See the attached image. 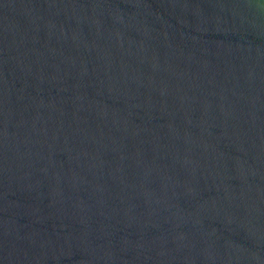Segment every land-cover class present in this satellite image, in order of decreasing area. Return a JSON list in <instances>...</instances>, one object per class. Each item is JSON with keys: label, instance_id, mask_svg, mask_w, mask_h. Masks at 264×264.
I'll list each match as a JSON object with an SVG mask.
<instances>
[{"label": "water", "instance_id": "obj_1", "mask_svg": "<svg viewBox=\"0 0 264 264\" xmlns=\"http://www.w3.org/2000/svg\"><path fill=\"white\" fill-rule=\"evenodd\" d=\"M0 264H264V0H0Z\"/></svg>", "mask_w": 264, "mask_h": 264}]
</instances>
